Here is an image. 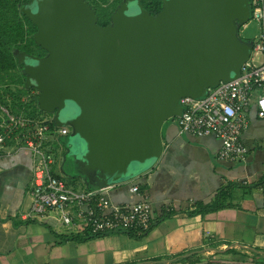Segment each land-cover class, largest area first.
I'll list each match as a JSON object with an SVG mask.
<instances>
[{"label":"water","instance_id":"obj_1","mask_svg":"<svg viewBox=\"0 0 264 264\" xmlns=\"http://www.w3.org/2000/svg\"><path fill=\"white\" fill-rule=\"evenodd\" d=\"M157 14L124 0L107 26L86 0H29L44 56L18 54L27 87L64 135L72 176L92 188L155 166L162 127L180 99L241 74L252 44L240 37L249 0H161Z\"/></svg>","mask_w":264,"mask_h":264},{"label":"crops","instance_id":"obj_2","mask_svg":"<svg viewBox=\"0 0 264 264\" xmlns=\"http://www.w3.org/2000/svg\"><path fill=\"white\" fill-rule=\"evenodd\" d=\"M58 137H49L51 151ZM162 139L155 166L108 193L118 204L147 197L151 228L95 237L71 231L56 217L21 218L30 198L32 153L7 146L0 158V264H264V119L249 115L245 162L219 159V139L181 132L176 119L164 123ZM83 182L81 189L92 187ZM199 204L219 206L195 212Z\"/></svg>","mask_w":264,"mask_h":264},{"label":"built area","instance_id":"obj_3","mask_svg":"<svg viewBox=\"0 0 264 264\" xmlns=\"http://www.w3.org/2000/svg\"><path fill=\"white\" fill-rule=\"evenodd\" d=\"M249 4L250 19L240 31L254 20L259 33L251 43L250 57L242 65L241 74L208 87L202 96L181 98L182 113L174 118L181 132L219 139L218 158L231 163L248 160L249 149L243 142V133L250 113L255 111L257 117L264 119V0H249ZM69 132V126L53 132L47 121L15 113L0 101V158L8 145L16 151L27 149L32 153L28 192L31 203L21 218L34 221L56 217L71 231L94 237L115 232H147L154 217L147 197L118 204L108 195L117 183L77 189L54 173L53 153L47 142L50 136ZM13 149L5 151L6 155H11ZM130 189L134 193L140 191L138 185Z\"/></svg>","mask_w":264,"mask_h":264},{"label":"trees","instance_id":"obj_4","mask_svg":"<svg viewBox=\"0 0 264 264\" xmlns=\"http://www.w3.org/2000/svg\"><path fill=\"white\" fill-rule=\"evenodd\" d=\"M88 1H90L97 10L99 9L102 19L109 20L113 9L116 10L123 0H114L109 8L103 6V4L109 0ZM28 2L29 0H0V101L9 105L11 110L15 113H22L29 118L37 119L46 112L38 106L37 93H31L28 100H22V95L29 94L31 92L30 88L33 87L29 88L26 85V74L23 70V64L18 60V54L20 52H26L35 56H44L47 54V51L35 41L34 34L37 31V26L22 10L23 6ZM142 5L151 14L155 15L162 8V1L142 0ZM241 27L242 24H239V31ZM13 87L15 89H13ZM47 123L50 125L51 131L53 132L59 128L53 120H47ZM63 136L64 135H60L58 140L63 143V152L65 153L66 146ZM11 142L12 141H9V143ZM66 172L74 182L79 178L77 176H72L69 170H66ZM262 183H264V179ZM218 206L219 205L210 206L199 204L195 212L216 209Z\"/></svg>","mask_w":264,"mask_h":264},{"label":"rangeland","instance_id":"obj_5","mask_svg":"<svg viewBox=\"0 0 264 264\" xmlns=\"http://www.w3.org/2000/svg\"><path fill=\"white\" fill-rule=\"evenodd\" d=\"M258 33H259V25L257 24L256 21L250 20L249 23H248L247 28L244 29L243 31H240V37L244 41L252 43V41L256 38ZM13 89H15V88L13 87ZM30 89H31V92L29 94L22 95V100L23 101L28 100L29 95L31 93L32 94H36L37 93V90L35 88H30ZM6 106H8L11 109V107L9 105H6ZM46 116L49 119L53 118L52 117L53 115L51 113H48L46 115L44 114V116L38 117L37 119L42 121L43 119H45ZM56 139L54 138L53 141H52V144H53V149H52V153L53 154H52V156H53V159H54V162H55L54 166H55L56 171L60 172V174L63 176V178L68 183H70L71 186H73V187H75L77 189L83 188V184H84V182H83L84 180L83 179L80 178L76 182H74V181H72L70 179V177L67 174V172H62L61 171L62 167H64L65 170H70L72 164H71V160H69L68 158H64V156H63V149H64L63 143L61 141L60 142L56 141ZM8 146L11 147L12 145H8ZM30 203H31V200L28 197L26 199L24 207H23L26 211H28V209L30 207Z\"/></svg>","mask_w":264,"mask_h":264},{"label":"flooded vegetation","instance_id":"obj_6","mask_svg":"<svg viewBox=\"0 0 264 264\" xmlns=\"http://www.w3.org/2000/svg\"><path fill=\"white\" fill-rule=\"evenodd\" d=\"M89 4H90V6H91V8L94 10V12H95V14H96V16H97V23L99 24V25H101V26H107V25H109L111 22H112V16H113V14L115 13V11L117 10V8L119 7H117L116 8V10L115 9H113V11L111 12V14H110V17H109V20H104V19H102L101 18V13H100V11H99V9L97 10L91 3H90V1H88V0H86ZM124 1V0H123ZM122 1V2H123ZM113 2H114V0H109L108 2H105L104 4H103V6L104 7H106V8H109L110 7V4H113ZM121 2V3H122ZM121 3L119 4V5H121ZM141 4H142V0H141ZM143 6V5H142ZM99 11V12H98ZM240 32V31H239Z\"/></svg>","mask_w":264,"mask_h":264}]
</instances>
